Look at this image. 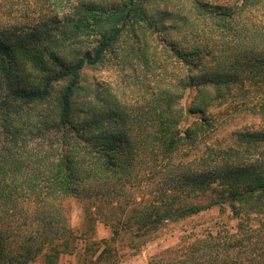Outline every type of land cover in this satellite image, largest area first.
I'll return each instance as SVG.
<instances>
[{
  "label": "trees",
  "instance_id": "16d2710c",
  "mask_svg": "<svg viewBox=\"0 0 264 264\" xmlns=\"http://www.w3.org/2000/svg\"><path fill=\"white\" fill-rule=\"evenodd\" d=\"M189 1L191 18L154 13L150 0H78L62 19L35 22L1 10L0 264H58L64 254L120 264L111 242L126 236L136 251L166 223L215 209L235 224L181 236L145 264H264V0ZM179 21L191 40L172 37ZM123 43L145 66L154 48L168 61L157 68L177 69L138 113L108 104L86 77ZM224 106L260 125L220 147L207 142L219 126L210 110ZM139 167L152 183L127 207L119 193ZM71 199L83 204L75 227ZM104 206L119 216L108 221ZM101 215L111 234L96 241Z\"/></svg>",
  "mask_w": 264,
  "mask_h": 264
},
{
  "label": "rangeland",
  "instance_id": "374dc122",
  "mask_svg": "<svg viewBox=\"0 0 264 264\" xmlns=\"http://www.w3.org/2000/svg\"><path fill=\"white\" fill-rule=\"evenodd\" d=\"M150 1L154 13L175 10V12L178 11L179 14H181L180 16L195 17L193 13H188L191 6L189 0ZM208 1L230 5L234 0ZM77 3L78 0H0V5L3 6L0 8V12L4 10V6L12 5V16H14L16 20L22 22H35L44 18L52 19L55 16L60 20L64 17V14L71 11L72 6ZM250 13L255 18L263 19L260 11H252ZM177 26L179 30L173 31L171 33L172 37L178 39V37L185 36L187 40H191V32L186 25L179 21L177 22ZM157 48L160 47L158 46ZM154 51V48L147 50L146 54L149 66H145L141 59H138L135 55L132 54L131 56H127V50H124L123 43L116 49L115 53L110 54L109 60L105 64L86 72L87 81L90 83L97 82L98 90L108 92V98L110 100L108 104H113V107L116 106L119 109L122 108L127 111L138 113L139 109L146 103V100L151 99L154 93L157 92L158 86H168L171 80L170 78H172L174 72L177 70L173 64H169L166 71L157 68L158 64H168V61H165V58H162L161 55H155ZM153 52L154 54H152ZM191 97L192 94L185 91L182 102L189 103ZM40 109L44 110L43 108ZM210 112L216 113L219 126L217 131L212 134L207 142L217 143L220 147L230 144L233 137H235V132L239 129L260 125L259 118L250 116L244 110H235L224 106L219 112L218 108H212ZM193 118V116H189L187 122L189 123ZM260 149H264V145ZM138 170V176H134L135 178L131 179L130 183H126L124 187L125 191L119 193L122 204H125L127 207L132 204L135 207L138 206L136 202L139 201V196L146 193L145 190H147L148 184L150 187L152 183L147 174L148 170L146 167H139ZM144 176H146L145 179ZM141 177L143 178L141 179ZM152 189L155 190V186H152ZM64 206L69 217L70 225L73 227L79 226L83 220V204L77 200L71 199L66 200ZM103 211L108 213L106 214L109 217L108 221L119 216V210H113L109 206H104ZM229 216L230 213L228 210L221 213L219 209H215L184 220L168 222L150 238L146 237L137 241L139 243L136 242L135 244H139V246L136 251L126 248V244L130 241L126 236L111 242V245H113L119 253L117 258L120 264H145L150 256L163 250L169 251L170 248L175 247L181 236L186 237L185 235L201 231L206 226L214 224L219 226L227 222V226H233L235 221L232 219L228 220ZM102 217L103 215H101V219L99 218L95 224V234L93 238L96 241L102 238L107 239L111 234L108 224L104 223L105 220L102 219ZM170 254L171 252H167V255ZM78 263V257L73 254H64L60 256L58 261V264Z\"/></svg>",
  "mask_w": 264,
  "mask_h": 264
}]
</instances>
